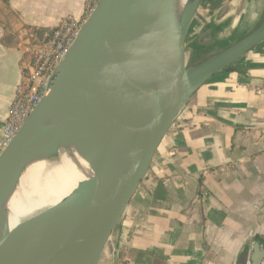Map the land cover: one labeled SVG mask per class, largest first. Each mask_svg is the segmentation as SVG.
Listing matches in <instances>:
<instances>
[{"label":"water","instance_id":"obj_1","mask_svg":"<svg viewBox=\"0 0 264 264\" xmlns=\"http://www.w3.org/2000/svg\"><path fill=\"white\" fill-rule=\"evenodd\" d=\"M203 0L178 23L158 21L162 0H100L48 80L44 94L0 151V211L24 167L73 146L94 169L57 206L23 224L22 264H101L152 159L186 103L219 73L264 42V11L254 28L209 57L212 27L187 33ZM254 237L235 264H263ZM0 264H3L0 260Z\"/></svg>","mask_w":264,"mask_h":264},{"label":"crops","instance_id":"obj_2","mask_svg":"<svg viewBox=\"0 0 264 264\" xmlns=\"http://www.w3.org/2000/svg\"><path fill=\"white\" fill-rule=\"evenodd\" d=\"M84 5L0 0V151L29 61L24 49L38 46L60 19L80 18ZM232 69L182 108L101 264H235L246 244L264 237V42Z\"/></svg>","mask_w":264,"mask_h":264},{"label":"bare ground","instance_id":"obj_3","mask_svg":"<svg viewBox=\"0 0 264 264\" xmlns=\"http://www.w3.org/2000/svg\"><path fill=\"white\" fill-rule=\"evenodd\" d=\"M193 1L162 0L158 17L162 37L168 33L163 24L168 21L178 24ZM260 6V0L246 1L242 14L232 24L233 29L243 34L230 44L243 37L255 25ZM190 35L191 31H188L187 38ZM94 174V169L71 145L60 148L53 157H37L30 161L22 170L15 189L0 211V260L3 264L24 262L21 249L24 241L18 230L23 224L57 206L81 182Z\"/></svg>","mask_w":264,"mask_h":264},{"label":"built area","instance_id":"obj_4","mask_svg":"<svg viewBox=\"0 0 264 264\" xmlns=\"http://www.w3.org/2000/svg\"><path fill=\"white\" fill-rule=\"evenodd\" d=\"M100 0H85L82 16H67L46 33L38 46L25 48L29 61L22 67L20 80L8 107L2 128L3 150L22 128L40 102L49 78L74 43L81 25L96 8Z\"/></svg>","mask_w":264,"mask_h":264},{"label":"rangeland","instance_id":"obj_5","mask_svg":"<svg viewBox=\"0 0 264 264\" xmlns=\"http://www.w3.org/2000/svg\"><path fill=\"white\" fill-rule=\"evenodd\" d=\"M246 1L247 0H203L189 29L191 35L187 38L186 47H189L192 44L195 35L208 25H212V27L215 26L214 33L216 42L213 47L205 52V54H201L202 57H209L220 50L221 47L227 46L233 42L243 34L237 32L236 29H233L232 24L233 21L242 14ZM260 1V10L257 14L256 23L252 28L258 25L264 11V0Z\"/></svg>","mask_w":264,"mask_h":264},{"label":"trees","instance_id":"obj_6","mask_svg":"<svg viewBox=\"0 0 264 264\" xmlns=\"http://www.w3.org/2000/svg\"><path fill=\"white\" fill-rule=\"evenodd\" d=\"M193 50H194V54H195V57H196V58H198V57H200V56H201L200 52H199V51H197V49H196V48H194Z\"/></svg>","mask_w":264,"mask_h":264}]
</instances>
